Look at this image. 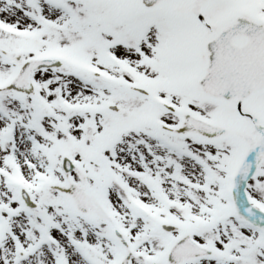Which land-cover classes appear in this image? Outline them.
<instances>
[{
    "label": "snow or ice",
    "instance_id": "6c2138e0",
    "mask_svg": "<svg viewBox=\"0 0 264 264\" xmlns=\"http://www.w3.org/2000/svg\"><path fill=\"white\" fill-rule=\"evenodd\" d=\"M0 264H264V0H0Z\"/></svg>",
    "mask_w": 264,
    "mask_h": 264
}]
</instances>
